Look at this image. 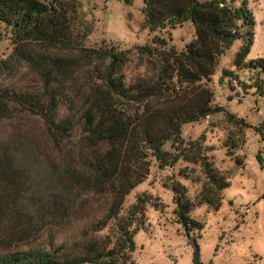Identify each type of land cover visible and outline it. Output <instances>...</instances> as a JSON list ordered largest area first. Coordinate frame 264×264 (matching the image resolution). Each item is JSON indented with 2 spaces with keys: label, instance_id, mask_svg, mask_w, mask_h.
Listing matches in <instances>:
<instances>
[{
  "label": "trees",
  "instance_id": "16d2710c",
  "mask_svg": "<svg viewBox=\"0 0 264 264\" xmlns=\"http://www.w3.org/2000/svg\"><path fill=\"white\" fill-rule=\"evenodd\" d=\"M141 11L149 31L190 21L195 37L180 50L141 46L145 69L128 78L123 71L127 49L85 43L93 24L77 0H0V22L12 43L0 60V75L13 79L24 69L33 76L29 86L0 84V120L14 113L37 118L49 145L43 150L33 139L27 143L30 156L46 151L41 182L20 167L13 150L0 147V219L11 218L15 225L35 219L50 230L40 243L0 245V264H129L136 223L144 217L148 199L137 196L124 214L122 204L146 179L151 157L160 167L179 159L200 163L206 181L199 201L220 206L228 177L196 141L184 140L181 127L225 111L212 104L207 82L219 56L236 40L244 43L233 64L252 71L253 81L246 84L234 75L245 90L254 88L264 97V57L246 58L255 23L248 0H143ZM156 41L167 46L163 38ZM169 140L173 151L164 149ZM256 159L264 165L260 155ZM168 187L176 221L192 246V264H210L200 260L191 235L202 224L190 216L193 203L186 187L177 180ZM20 204L29 211L26 220L18 213Z\"/></svg>",
  "mask_w": 264,
  "mask_h": 264
},
{
  "label": "rangeland",
  "instance_id": "374dc122",
  "mask_svg": "<svg viewBox=\"0 0 264 264\" xmlns=\"http://www.w3.org/2000/svg\"><path fill=\"white\" fill-rule=\"evenodd\" d=\"M77 1L86 19L93 24L85 43L93 46L106 42L127 49L128 61L123 71L128 78L145 69L146 54L140 52L141 46L160 49L173 46L180 50L195 37L190 21L174 28L149 31L143 23V0ZM248 7L255 23L253 42L246 58L264 57V0H248ZM156 37L166 40L167 46L156 41ZM243 43V40L234 41L219 56L211 80L207 82L213 93L212 104L222 106L225 111L211 113L181 127L184 140L196 141L207 160L228 177L230 185L220 192V206L214 209L199 201L206 181L200 163L179 159L174 165L160 167L151 157L146 179L125 196L122 204L124 214L137 196L148 199L145 215L136 223L139 229L134 236L135 249L129 264H192V246L176 221L175 203L168 187L175 180L186 187L193 203L190 216L202 224V228L191 235L198 243L203 263L264 264V165L256 159L258 154L264 161V97L255 93L254 88L245 90L234 75L238 74L239 80L246 84L253 81L252 71L237 70L233 64L235 53ZM11 49L10 32L0 22V60L7 57ZM224 70H231L232 75L222 76ZM32 80L33 76L24 69L13 79L0 75V84L29 86ZM32 139L41 149L49 148L37 118L14 113L12 118L0 120V147L13 150L20 167L30 172L34 182H41L45 180L48 160L46 151L37 157L26 153L27 143ZM164 149L173 151L171 140L164 144ZM154 203L159 209L154 208ZM18 210L26 220L29 211L23 204ZM49 231L45 224H35V219L30 224L19 225L11 218L0 219V245L24 247L28 243H40L46 240Z\"/></svg>",
  "mask_w": 264,
  "mask_h": 264
}]
</instances>
